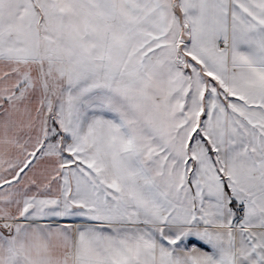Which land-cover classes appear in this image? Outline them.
I'll use <instances>...</instances> for the list:
<instances>
[{
    "label": "snow or ice",
    "instance_id": "6c2138e0",
    "mask_svg": "<svg viewBox=\"0 0 264 264\" xmlns=\"http://www.w3.org/2000/svg\"><path fill=\"white\" fill-rule=\"evenodd\" d=\"M0 264H264V0H0Z\"/></svg>",
    "mask_w": 264,
    "mask_h": 264
}]
</instances>
